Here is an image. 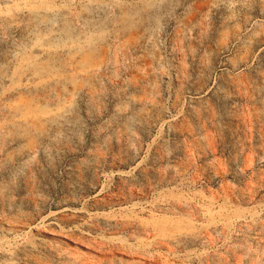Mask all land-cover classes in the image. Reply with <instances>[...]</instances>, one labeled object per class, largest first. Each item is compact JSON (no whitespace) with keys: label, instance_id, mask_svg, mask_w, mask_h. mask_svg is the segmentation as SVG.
I'll use <instances>...</instances> for the list:
<instances>
[{"label":"rangeland","instance_id":"1","mask_svg":"<svg viewBox=\"0 0 264 264\" xmlns=\"http://www.w3.org/2000/svg\"><path fill=\"white\" fill-rule=\"evenodd\" d=\"M225 130L264 152V0H0V264H264Z\"/></svg>","mask_w":264,"mask_h":264},{"label":"crops","instance_id":"2","mask_svg":"<svg viewBox=\"0 0 264 264\" xmlns=\"http://www.w3.org/2000/svg\"><path fill=\"white\" fill-rule=\"evenodd\" d=\"M222 144L218 174L224 192L221 207L228 214L235 199L241 207H251V196L264 183V165L258 166L255 159L262 158L264 152H259L255 139H246L241 133L231 136L228 130L223 133Z\"/></svg>","mask_w":264,"mask_h":264}]
</instances>
